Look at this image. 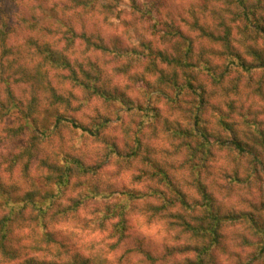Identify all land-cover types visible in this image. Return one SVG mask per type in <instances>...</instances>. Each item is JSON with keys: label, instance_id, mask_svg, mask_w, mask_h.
Segmentation results:
<instances>
[{"label": "clouds", "instance_id": "9594fccd", "mask_svg": "<svg viewBox=\"0 0 264 264\" xmlns=\"http://www.w3.org/2000/svg\"><path fill=\"white\" fill-rule=\"evenodd\" d=\"M0 264H264V0H0Z\"/></svg>", "mask_w": 264, "mask_h": 264}]
</instances>
